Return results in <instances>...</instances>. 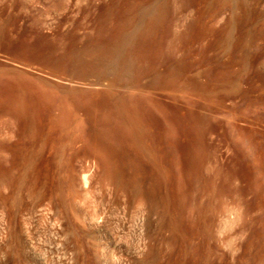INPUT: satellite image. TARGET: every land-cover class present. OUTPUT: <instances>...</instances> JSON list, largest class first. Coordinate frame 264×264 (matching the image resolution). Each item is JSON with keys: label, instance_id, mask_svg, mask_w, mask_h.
Wrapping results in <instances>:
<instances>
[{"label": "bare ground", "instance_id": "bare-ground-1", "mask_svg": "<svg viewBox=\"0 0 264 264\" xmlns=\"http://www.w3.org/2000/svg\"><path fill=\"white\" fill-rule=\"evenodd\" d=\"M101 1L93 34L81 37L76 32L73 50L60 61L62 74L72 79L94 78L95 89L67 86L0 63V133H16L19 137L16 145L10 146L2 140L4 133L0 134V188L14 181L13 170L20 160L35 176H54V169L65 165L72 171L75 160L91 153L97 157L103 179L114 182L116 190L136 188V193L144 196L150 192L144 188L147 181L153 182L149 189L159 190L158 186H164L162 182L171 180L166 187L172 189H167L174 197H183L184 204L200 189H215L210 195H218L219 200L228 192L237 195L238 189L231 191L238 187L233 183L239 179L237 168L229 166L222 175L224 164L221 170L210 162L217 153L213 135L230 140L242 152L245 160L238 156L243 161L257 150L254 151L258 145H247V139L232 132L237 129L238 117L246 115L235 101L236 96L248 94L242 89V82L250 78L252 69L255 72L264 65L263 0ZM228 12L230 15L224 20ZM43 150H49L51 156L56 151L59 155L58 150H70V155L65 162L55 154L34 164L39 153L44 155ZM258 150L263 159L264 148L260 146ZM242 174L241 178L245 176ZM197 185H201L200 189ZM198 191L197 202L200 194L196 193H201ZM203 193L201 198H208L210 191ZM198 204L195 206L202 212V203ZM223 208L216 213L210 210L217 214ZM208 214L211 217V212ZM151 215L149 212L148 222ZM207 217L208 220L203 218L206 223L215 219V215ZM186 220L188 224L190 217ZM195 221L194 218L190 225L195 238L203 232L210 234L211 229L208 232L206 227L205 232ZM137 243L138 247L141 242ZM144 244L140 249H144ZM262 250L263 253L264 247ZM138 257H143L142 262L137 258L135 264L153 262L150 258L143 261L147 255Z\"/></svg>", "mask_w": 264, "mask_h": 264}, {"label": "rangeland", "instance_id": "rangeland-1", "mask_svg": "<svg viewBox=\"0 0 264 264\" xmlns=\"http://www.w3.org/2000/svg\"><path fill=\"white\" fill-rule=\"evenodd\" d=\"M102 2L0 0V63L67 86L95 89L94 78L80 80L62 74L60 61L73 50V36L76 32L81 37L93 34ZM263 2L264 0L261 8L264 7ZM229 15L228 12L224 20ZM224 57L227 58L226 55ZM241 87L248 94L236 96L235 101L246 111V115L238 117L237 129L232 135L241 137L244 141L247 139V145H258L255 149L252 148L254 151L257 149L255 152L260 155L250 152L253 158L249 155L250 158L243 161L242 152L239 153L230 140L214 134L213 147L217 148V153L213 147L212 151L220 157L213 154V158L221 160L220 163L218 160L214 162L213 158V162L210 160L221 170L224 164L222 172L235 166V169L245 175L242 178L241 174L237 176L240 172L236 169V177L239 179L234 181V177V182L231 180L238 185L235 187L232 184L235 188H231L233 193L238 189L237 195L232 192L226 193V196L224 194V202L222 195H219L221 201L214 193L212 196L217 197L212 198L210 194L215 190L212 189V192L207 190L210 191L208 196L212 198L209 200L206 195L201 198V193L208 192L204 189L201 191V185H197L201 192L196 193L200 194L196 196L199 197L198 202L195 199L196 189L192 193L194 198L191 196L189 202L185 199L186 205L183 197L176 198L170 192L172 186L166 187L169 180L162 182L164 186L160 183L162 187L158 186L159 190L152 188L156 191L149 189L153 182L147 181L144 188L150 192L144 196L141 192L139 193L142 195L136 193V188L116 190L114 182L103 179V173L97 166V157L91 153L75 160L72 171L62 165L59 169H54V176L36 175L39 179L20 160L13 170L14 181L0 188V264H135L137 258L140 259L138 256L146 255L143 261L150 258V262H153L149 264H264V157L261 158V149L258 150L260 146L264 148V65L258 66L255 72L252 69L250 78L246 77ZM231 101L228 100L227 103ZM3 133L6 138L2 134V140L7 141L10 146L19 141L16 133ZM250 134L254 137L248 138ZM45 151V157L43 152L39 153L34 164L39 165L41 160L50 155L49 150ZM59 151V155L56 151L51 153L54 156H50L55 157L56 154L58 160L65 162L70 150ZM238 154L243 158H239ZM237 156L239 160L236 163L233 160ZM11 158L12 152L7 153L8 166L11 165ZM170 182L172 181H169L168 186ZM242 189L247 192H242ZM200 202L202 212L196 207ZM221 205L225 208L222 211L228 208L226 213L221 211L212 214L214 210L215 213L219 212ZM192 209L197 210L195 212ZM207 211L211 212V217ZM149 212L152 213L150 222L147 221ZM207 214L209 218L215 215V219H209L215 221H211V224L214 222L212 226L209 221L208 226V222L204 220L208 218ZM189 217L190 224H187L186 219ZM194 218L195 222L201 224L199 226L205 228V232L206 227L207 230L211 229L212 234L208 230L211 237L207 238L206 235L210 234L203 235L204 232L201 233L203 236L198 234L199 237H194L196 234L190 226ZM184 235L187 236L186 240ZM138 241L141 242L139 248ZM142 243H145L144 249H140ZM135 245L138 251L135 250ZM106 253L108 254L105 255ZM104 257L108 261H104Z\"/></svg>", "mask_w": 264, "mask_h": 264}]
</instances>
